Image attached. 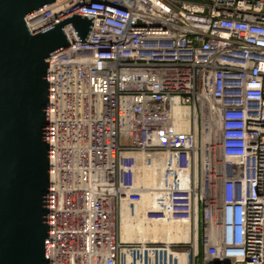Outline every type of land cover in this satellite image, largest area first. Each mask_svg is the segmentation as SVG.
Listing matches in <instances>:
<instances>
[{
  "label": "built area",
  "instance_id": "obj_1",
  "mask_svg": "<svg viewBox=\"0 0 264 264\" xmlns=\"http://www.w3.org/2000/svg\"><path fill=\"white\" fill-rule=\"evenodd\" d=\"M72 15L94 20L47 58L49 264H264V0H59L24 23ZM125 153L162 167L146 215L188 242L122 241Z\"/></svg>",
  "mask_w": 264,
  "mask_h": 264
},
{
  "label": "water",
  "instance_id": "obj_2",
  "mask_svg": "<svg viewBox=\"0 0 264 264\" xmlns=\"http://www.w3.org/2000/svg\"><path fill=\"white\" fill-rule=\"evenodd\" d=\"M59 0H0V264H49V63L86 43L94 18L72 15L36 34L24 18Z\"/></svg>",
  "mask_w": 264,
  "mask_h": 264
},
{
  "label": "bare ground",
  "instance_id": "obj_3",
  "mask_svg": "<svg viewBox=\"0 0 264 264\" xmlns=\"http://www.w3.org/2000/svg\"><path fill=\"white\" fill-rule=\"evenodd\" d=\"M210 129V126H209ZM162 167L159 163L149 166L143 154L125 153L120 158V177L130 188L140 190V202L132 205L122 201L119 207L120 236L124 242L138 243H178L190 240V224L185 221L149 219L146 212L151 207V197L146 189L159 185ZM142 256V250L136 251ZM166 259L170 262H183L184 258L175 256L167 250H157L155 260Z\"/></svg>",
  "mask_w": 264,
  "mask_h": 264
},
{
  "label": "rangeland",
  "instance_id": "obj_4",
  "mask_svg": "<svg viewBox=\"0 0 264 264\" xmlns=\"http://www.w3.org/2000/svg\"><path fill=\"white\" fill-rule=\"evenodd\" d=\"M120 215V214H119ZM119 215H117V218H118V224H120V221H121V217L119 218ZM120 226V225H119Z\"/></svg>",
  "mask_w": 264,
  "mask_h": 264
}]
</instances>
